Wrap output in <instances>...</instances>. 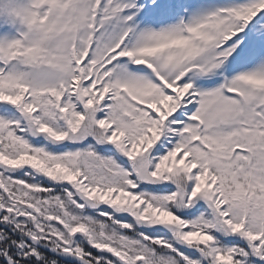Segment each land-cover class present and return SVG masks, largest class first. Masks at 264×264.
Segmentation results:
<instances>
[{
	"label": "snow or ice",
	"instance_id": "obj_1",
	"mask_svg": "<svg viewBox=\"0 0 264 264\" xmlns=\"http://www.w3.org/2000/svg\"><path fill=\"white\" fill-rule=\"evenodd\" d=\"M0 264H264V0H0Z\"/></svg>",
	"mask_w": 264,
	"mask_h": 264
}]
</instances>
